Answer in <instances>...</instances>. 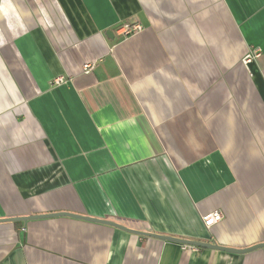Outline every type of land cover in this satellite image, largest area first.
Here are the masks:
<instances>
[{
    "label": "crops",
    "instance_id": "0c3cea01",
    "mask_svg": "<svg viewBox=\"0 0 264 264\" xmlns=\"http://www.w3.org/2000/svg\"><path fill=\"white\" fill-rule=\"evenodd\" d=\"M57 211L264 242V0H0V218ZM0 264H264V247L56 216L0 222Z\"/></svg>",
    "mask_w": 264,
    "mask_h": 264
},
{
    "label": "water",
    "instance_id": "95a60500",
    "mask_svg": "<svg viewBox=\"0 0 264 264\" xmlns=\"http://www.w3.org/2000/svg\"><path fill=\"white\" fill-rule=\"evenodd\" d=\"M108 35L113 36V32L110 30L107 32ZM56 216H70V217H75V218H80V219H85L89 221H94V222H99L103 224H108L120 229H123L125 231H129L135 234L139 235H146V236H151V237H157L165 240H173V241H179L185 244L189 245H195V246H201V247H210V248H215V249H220V250H225L229 252H236V253H247L250 251H253L255 249H258L259 247H264V242L261 243H256L251 246L247 247H231L227 245H221L217 242L213 243H205L201 241H195V240H190V239H185V238H179V237H173L170 235H164V234H159V233H152V232H147L143 230H138L130 228L126 225H123L121 223H118L116 221L110 220V219H104V218H98V217H92L88 215H82V214H77L69 211H57V212H50V213H39V214H32V215H22V216H13V217H2L0 218V222H13V221H24L27 222L28 220L32 219H39V218H48V217H56Z\"/></svg>",
    "mask_w": 264,
    "mask_h": 264
},
{
    "label": "built area",
    "instance_id": "2783aa9c",
    "mask_svg": "<svg viewBox=\"0 0 264 264\" xmlns=\"http://www.w3.org/2000/svg\"><path fill=\"white\" fill-rule=\"evenodd\" d=\"M141 28H142V25L141 24H132V25L125 24V25H121L118 28V32L120 34L127 35V34H131L133 32H136V31L140 30ZM260 52H261V50L259 48H256V49L251 50L244 57V61L245 62H249L252 58H255V57L259 56L260 55ZM221 217H222V215H221L220 212H213V213H209V214L205 215L203 217V220H204L205 224L210 227L215 222L219 221L221 219ZM186 247H189L191 249L193 248L192 246H186Z\"/></svg>",
    "mask_w": 264,
    "mask_h": 264
},
{
    "label": "trees",
    "instance_id": "16d2710c",
    "mask_svg": "<svg viewBox=\"0 0 264 264\" xmlns=\"http://www.w3.org/2000/svg\"><path fill=\"white\" fill-rule=\"evenodd\" d=\"M17 222H20V221H17Z\"/></svg>",
    "mask_w": 264,
    "mask_h": 264
}]
</instances>
